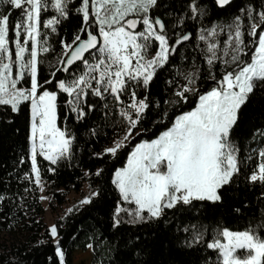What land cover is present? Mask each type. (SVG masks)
<instances>
[{
  "label": "snow or ice",
  "instance_id": "6c2138e0",
  "mask_svg": "<svg viewBox=\"0 0 264 264\" xmlns=\"http://www.w3.org/2000/svg\"><path fill=\"white\" fill-rule=\"evenodd\" d=\"M209 4L223 11L233 0H0V108L28 110L19 160L30 162L20 177L25 196L39 189L38 199L50 200L44 172L78 160L84 126L90 144L105 141L91 156L111 160L84 176L110 180L112 229L169 224L176 219H165L169 210L202 216L243 183L259 188V207L248 214L245 201L232 209L242 227L223 217L190 219L177 224L186 234L180 243L201 253L199 264H264V109L258 124L237 134L253 96L264 94V0H241L216 19ZM161 8L172 9L170 25ZM73 16L79 24L69 39L60 30ZM165 73L164 93L154 95L151 86ZM98 110L102 123L88 127ZM104 191L89 179L60 220L87 210ZM6 199L0 194V203ZM20 200L17 207H25ZM61 227L51 223L37 241L54 246L50 264H66Z\"/></svg>",
  "mask_w": 264,
  "mask_h": 264
},
{
  "label": "trees",
  "instance_id": "16d2710c",
  "mask_svg": "<svg viewBox=\"0 0 264 264\" xmlns=\"http://www.w3.org/2000/svg\"><path fill=\"white\" fill-rule=\"evenodd\" d=\"M241 0H234L231 8L223 11L212 9L211 4L209 15L216 19L217 16L224 17L234 11ZM172 9L161 8L159 14L169 23L172 20L166 13ZM14 17L18 13L13 14ZM79 24V17L73 16L65 22L60 30V35H66L71 39L72 33ZM67 30L66 32L64 30ZM194 42V41H193ZM58 49V45H54ZM191 52V48L188 49ZM202 63V61H198ZM41 75H47V66ZM167 74L152 84V92L155 95L164 93V80ZM264 109V94L257 91L252 98V103L245 109L237 134L244 136L248 133L253 123L260 122L261 110ZM65 111L63 108L58 113V125L63 126ZM103 112L98 110L92 115L88 127L93 122L102 123ZM74 121L69 122V126ZM28 132V110L24 109L19 113H11L0 108V194H6L11 199L0 203V234L5 235L0 244V264H50L49 257L54 258V246L44 244L37 246V241L45 238L47 224L44 220V211L38 199V190L29 192L25 196L24 189L27 182L21 180L24 171L30 168V162L19 164L20 157L24 155L27 148ZM80 140L78 142V160L72 161V166L67 163L58 168L57 173L44 172V178L48 182L46 195L48 208L54 222H59L61 242L66 253V264H72V256L75 252H90L91 264H199L200 252L193 251L181 245L180 241L186 235L177 231V224L186 223L190 219L206 218L205 222L212 218L223 217L231 225L243 226L244 220L233 215L232 209L240 206L242 202H251L244 212L251 214L257 211V196L259 188L255 191L245 190L243 183L234 186V190L225 196L224 204L218 207L207 206L202 209V216L192 210L189 215L182 210L175 213L169 210L165 219L171 218L174 214L175 220L166 224L162 220L159 224L124 225L119 230L112 229L111 212L114 206L115 194L107 185L110 180L105 178H88L84 176L85 170L95 172L97 167H111V160L107 162L96 160L91 156L92 148L99 150L105 141L100 143L91 142L86 134L84 126L79 127ZM109 135L111 132L109 131ZM126 155V154H122ZM42 167L46 169L47 163L42 157L38 158ZM119 166V165H117ZM92 181V187L98 184L105 186L103 198L97 199L94 205L87 206V210L73 213L65 220H60L62 208L68 200L71 192L81 193L84 184ZM242 179V178H241ZM7 188V193H5ZM15 194V195H13ZM24 196L23 208L20 197ZM200 207V205H197ZM7 217V218H6ZM131 240L132 243H128ZM88 244H93L89 249Z\"/></svg>",
  "mask_w": 264,
  "mask_h": 264
},
{
  "label": "rangeland",
  "instance_id": "374dc122",
  "mask_svg": "<svg viewBox=\"0 0 264 264\" xmlns=\"http://www.w3.org/2000/svg\"><path fill=\"white\" fill-rule=\"evenodd\" d=\"M0 10H2V7H0ZM86 184H84L82 192L85 190ZM38 190V197L41 194L39 189ZM81 192V193H82ZM81 193H74L71 192L68 195V200L64 207L62 208V215L64 214L66 208L71 207L80 197ZM46 194V193H45ZM43 211H44V220L47 224V227L54 222L53 217L50 215L49 208H48V201L41 202L39 200ZM5 235L0 234V244L2 239L4 238ZM72 264H91V254L90 252L82 253V252H75L72 256Z\"/></svg>",
  "mask_w": 264,
  "mask_h": 264
},
{
  "label": "water",
  "instance_id": "95a60500",
  "mask_svg": "<svg viewBox=\"0 0 264 264\" xmlns=\"http://www.w3.org/2000/svg\"><path fill=\"white\" fill-rule=\"evenodd\" d=\"M234 1V0H233Z\"/></svg>",
  "mask_w": 264,
  "mask_h": 264
}]
</instances>
